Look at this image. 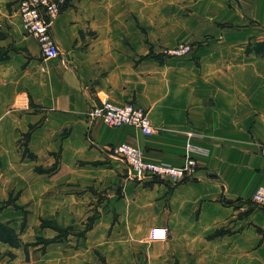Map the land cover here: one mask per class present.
<instances>
[{"label":"crops","instance_id":"obj_1","mask_svg":"<svg viewBox=\"0 0 264 264\" xmlns=\"http://www.w3.org/2000/svg\"><path fill=\"white\" fill-rule=\"evenodd\" d=\"M17 1L0 0V200L15 187L22 190L16 200L22 207L4 208L0 221L16 229L29 219L28 163L15 146L33 125L28 147L34 153L61 146L69 170L85 175L65 183L109 188L79 249L116 251L123 264H264V210L251 202L264 185V0H212L213 19L192 36L207 40L196 53L206 67L195 74L182 60L135 63L148 45L134 32L112 42L109 21L86 18L92 6L84 1L72 2L52 22L59 57L43 59L23 29ZM110 53L127 61L109 67ZM100 92L146 110L154 133L88 122ZM123 143L152 163L180 167L193 158L196 172L175 186L137 182L108 157ZM89 196L54 197L60 226H76L80 210L72 203H87ZM44 213L37 208L36 216ZM155 227L167 229L165 240H147ZM75 238L59 245L65 252L58 264H87L78 260Z\"/></svg>","mask_w":264,"mask_h":264},{"label":"rangeland","instance_id":"obj_2","mask_svg":"<svg viewBox=\"0 0 264 264\" xmlns=\"http://www.w3.org/2000/svg\"><path fill=\"white\" fill-rule=\"evenodd\" d=\"M19 1H17V12ZM82 1L92 6L87 11L86 18L96 20L98 24L100 19L109 21L108 31H110L112 42L116 41L118 37L123 41L128 33L134 32L142 38L144 44L148 45V53L133 60L135 63L150 60L163 66L170 59L182 60L192 63L190 64L193 70L191 73L194 74L198 69L206 67V61L200 58V55L196 56V53L201 48L207 47L205 44L207 40L194 41L192 36L197 34V29L204 22L213 19L214 14L212 13L216 4L212 3V0H72L61 7L53 21L69 4L72 2L78 4ZM110 55L113 57L107 59L109 67L127 61L125 58H117L116 53H110ZM34 129L35 126H30L28 132L15 146L18 157L28 163V205L30 211L27 212H29V219L24 216L20 226L16 229L9 223L0 221V264H55L56 261L58 264L60 254L65 252L59 245H68L72 237H76L78 260H85L87 264L89 262L104 264L107 261L109 264H123L122 258L118 257L116 251L102 252L99 248L79 249L88 241L85 234L92 228L99 209H103L102 204L109 188L100 190L95 187L84 188L83 183L77 186H70L68 181L65 183V180L69 179H84L85 175L75 167L69 170V166L62 161L61 146L45 154L34 153L28 147ZM49 149L51 150L52 147ZM108 157L114 160L110 155ZM115 160L122 163L120 160ZM127 171L131 176L128 168ZM131 178L134 179L132 176ZM59 181H62L61 186L56 185ZM21 191L14 187L6 200H0V211L8 206H12L16 210L20 209L22 206L19 205L20 203L16 204V200L19 199ZM86 191L93 196L88 197L87 203L80 199H77L76 203H72L73 207L80 210V218L78 217L76 220V226L73 223L60 226V220L53 216L54 205L58 209V203H53L54 197L58 198L60 195L61 198H64L69 194H75L81 198V195ZM116 193L120 195V192ZM0 195L3 193L0 192ZM68 206V202L61 203L62 210ZM89 207H91L89 209L91 214L83 218L81 214L85 208ZM37 208L39 211L43 209L45 212L43 216H36ZM66 222L68 221L66 220ZM107 254H109V258H107Z\"/></svg>","mask_w":264,"mask_h":264},{"label":"built area","instance_id":"obj_3","mask_svg":"<svg viewBox=\"0 0 264 264\" xmlns=\"http://www.w3.org/2000/svg\"><path fill=\"white\" fill-rule=\"evenodd\" d=\"M72 0H20L18 13L22 19L27 34L33 36L40 46L44 59H57L58 49L51 37V23L59 14L61 7ZM100 107L94 102L87 112V120L92 123L97 120L109 128L131 126L139 130L142 135L150 136L154 133L148 112L134 103H113L106 93L95 95ZM191 151H195L190 148ZM264 156V144L259 147ZM109 155L120 160L129 170L131 176L139 182H166L171 186L192 180L197 163L193 158H187L183 166L175 167L168 164L152 163L144 160L140 151L129 144L123 143L109 149ZM251 202L264 210V185L259 186L251 197ZM166 228H152L147 238L149 241H163L167 238Z\"/></svg>","mask_w":264,"mask_h":264},{"label":"water","instance_id":"obj_4","mask_svg":"<svg viewBox=\"0 0 264 264\" xmlns=\"http://www.w3.org/2000/svg\"><path fill=\"white\" fill-rule=\"evenodd\" d=\"M95 103H96V105H97L98 107H100V105H99L98 101H95Z\"/></svg>","mask_w":264,"mask_h":264}]
</instances>
